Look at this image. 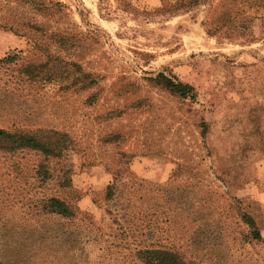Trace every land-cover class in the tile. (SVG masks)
<instances>
[{"label":"rangeland","instance_id":"rangeland-1","mask_svg":"<svg viewBox=\"0 0 264 264\" xmlns=\"http://www.w3.org/2000/svg\"><path fill=\"white\" fill-rule=\"evenodd\" d=\"M7 57L0 130L62 150L0 144V264H264V0H0Z\"/></svg>","mask_w":264,"mask_h":264},{"label":"trees","instance_id":"trees-1","mask_svg":"<svg viewBox=\"0 0 264 264\" xmlns=\"http://www.w3.org/2000/svg\"><path fill=\"white\" fill-rule=\"evenodd\" d=\"M229 17L230 16L222 17V21L230 20L231 18ZM11 58H4L0 62H11ZM151 81H154L169 93L179 98L194 100L196 97L192 87L162 74L157 75L156 78ZM59 138L60 139L53 141L48 138H43L42 135L38 134L12 133L0 130V144L4 146V149L9 151L31 149L47 156H55L62 150L61 135ZM111 189L110 187L108 188L107 196L109 197L113 194ZM47 208L50 213H54L63 218H68L73 215V212L67 205L54 198L48 201ZM246 222L249 226L253 225V222L248 218H246ZM251 235L255 240L260 239V235L257 231H253ZM134 258L139 264H182L174 252L161 248H153L152 246L137 248L134 251Z\"/></svg>","mask_w":264,"mask_h":264}]
</instances>
